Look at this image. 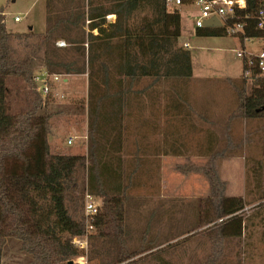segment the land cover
Masks as SVG:
<instances>
[{"label":"trees","instance_id":"16d2710c","mask_svg":"<svg viewBox=\"0 0 264 264\" xmlns=\"http://www.w3.org/2000/svg\"><path fill=\"white\" fill-rule=\"evenodd\" d=\"M44 1L42 32L7 31L0 12V264L7 239L18 242L25 255L22 264H66L83 253L70 239L85 231V219L79 214L85 192L100 199L92 218L94 233L88 235L86 260L97 259L98 264H174L170 253L179 242L171 241L179 226L175 227L170 215L172 205L168 210L157 205L155 208L162 211L141 214V226L135 234L126 226L129 188L142 185L138 169L148 161L135 153L124 155L123 127L127 99L141 91L147 93L146 89L161 78L173 80L175 98L188 100L186 80L192 67L189 53L178 44L181 15L167 11L165 0H86L85 5L83 0ZM245 3L229 21L242 24L233 35L241 43L257 38L264 50V0ZM107 14H114L115 19L106 24ZM194 33L227 34L224 27L197 28ZM58 38L68 44L56 46ZM14 42L22 45V52ZM253 60L248 65L245 59L241 77L232 81L233 117L264 122V71ZM37 63L42 68L36 70ZM41 70L87 75L84 152L51 146L48 133L54 97H43L36 90L34 76ZM11 77L32 89L24 105L13 113L6 104V82ZM140 78L149 80L142 90L133 87ZM177 105L175 111L187 110V115L194 111L191 106L181 111ZM262 126L264 129V123ZM208 135L211 141L202 155L212 154L214 159L212 144L218 136L214 131ZM260 145L264 158V139ZM254 162L257 210L264 209V179L260 159ZM177 167L197 169L207 179L209 192L199 200V225L221 219L217 228L220 236L236 239L239 245L244 199L223 193L224 181L213 167L198 168L191 162ZM261 237L264 240V227Z\"/></svg>","mask_w":264,"mask_h":264},{"label":"rangeland","instance_id":"374dc122","mask_svg":"<svg viewBox=\"0 0 264 264\" xmlns=\"http://www.w3.org/2000/svg\"><path fill=\"white\" fill-rule=\"evenodd\" d=\"M83 1L85 5L86 0ZM0 12L4 16L3 21L7 31L25 33L44 30L46 15L44 0H0ZM15 17H19V20L15 21ZM105 19L106 24L113 22L115 15L107 14ZM86 22L83 25L85 31L88 30ZM93 33L96 34L97 30L94 29ZM71 34L73 35V32ZM183 42L189 45L184 49L189 53L192 67V75L186 80L189 97L198 103L201 112L205 111L208 118L201 125L203 133L199 136H187V133H184L183 147L188 152L163 160L160 163L158 177L157 171L149 167V162L138 169L140 171L138 182L143 183L129 188L131 202L127 208L126 226L132 233H137L141 226L139 216L157 206L158 199L163 202L168 199V207L172 205L175 212L174 225L179 226L177 234L171 241L172 243L179 242L170 253L174 264H182L186 257L190 259L189 264H204L205 262L209 264L212 258L215 264H236V262L264 264V240L261 237V230L264 227V218L261 215L264 214V209L255 210L259 201L255 200L253 174L254 160L260 159L263 168L261 175L264 179V158L261 156L260 145L264 139L262 126L264 122L241 116L233 117L235 101L232 87V81H237L241 77L243 63L246 59L238 56V52L244 49L247 55H258L262 50L261 41L252 38L245 39L241 43L231 33L220 36L196 35L190 18L182 14L178 43L182 45ZM14 44L19 52H22V45L16 42ZM67 44L63 38L55 40L56 46L64 47ZM39 68H42V65L37 63L36 70ZM35 74L42 77L40 72ZM60 74L67 78L62 86L64 97L53 98L50 103L52 115L48 139L51 146L56 145L81 153L84 152L86 144L87 75ZM160 81L165 82L166 80L160 79ZM147 82V78H140L133 84L135 85L133 87L140 88ZM6 85L8 88L7 109L13 113L24 105V99L28 91L32 89L29 84L15 77L9 78ZM147 94L152 95L153 93L149 90L147 93H141L142 96L148 97ZM132 97L135 95L132 94ZM177 107H182L181 111H183L185 106L178 104ZM191 107L196 109L197 106ZM133 108L131 104L124 120L123 151L126 157L134 153V130L137 122H134ZM181 123H184V119ZM210 131H214L218 136V141L212 144L215 150L214 159L212 154L202 155L207 143L211 141L208 135ZM68 138H72L71 144H67ZM190 162L198 168L200 166L213 167L220 180L224 181L223 193L241 196L244 199L245 206L242 210L244 232L239 239V245L235 243L238 241L236 239L220 236L217 228L221 219L209 224L200 222L202 226L199 225L197 218V212L201 206L199 200L208 194L209 186L201 171L178 169L177 167L187 166ZM94 197L95 202L99 204L100 199L97 196ZM79 214L83 215L84 220L83 208L79 210ZM94 229L89 236L94 233ZM85 253L86 250H83V253L76 256L73 259L74 264H98L97 259L86 260ZM198 258L202 261H197ZM24 260L25 255L19 249L18 242L14 239H7L3 249L2 264H22Z\"/></svg>","mask_w":264,"mask_h":264},{"label":"crops","instance_id":"0c3cea01","mask_svg":"<svg viewBox=\"0 0 264 264\" xmlns=\"http://www.w3.org/2000/svg\"><path fill=\"white\" fill-rule=\"evenodd\" d=\"M159 80L154 81V83L146 89L151 91V93H153L152 95H148V97L144 95L142 96L141 93L145 92L141 91L139 92V95H135V97L132 98L129 97L127 99L128 106L124 108L125 120L127 113H129V106L132 104L134 107L132 115L134 116V122H137V124L135 123L136 128L134 130L135 140L133 152L141 157L143 161L149 162L151 170H155V172L157 171V177L160 175V163H162L163 160L168 159V157H175V152L183 154V152L188 151L183 147V143H185L183 139L185 136L184 133H187V136H199L203 133L201 125L206 122V118H208L205 111H203V113L201 112L198 103H196L194 99L192 100L189 97L185 102L183 99L174 97L173 80H166L165 82H159ZM145 85L146 84L143 86ZM143 86L137 89L142 90ZM134 88L136 89V87ZM186 88H188V85H186ZM175 103L185 106L186 109L193 105H196L197 107L194 109L193 113H188L187 115V110H184L183 112L175 111ZM182 119H184L183 124L181 123ZM188 132L192 133H189V135ZM167 200L163 202L158 199L157 205H162L165 207L164 209L168 210ZM155 207L156 206L149 211H146L145 214H156L162 211L161 209L157 210ZM166 210L164 218L167 217L168 211ZM174 213V210H170V215L174 216ZM198 259L199 260L197 261H202V259ZM183 262L189 264L190 259L186 257L185 260L182 261V264H184ZM204 264H206V262ZM209 264L211 263L209 262ZM213 264H215V262Z\"/></svg>","mask_w":264,"mask_h":264},{"label":"built area","instance_id":"2783aa9c","mask_svg":"<svg viewBox=\"0 0 264 264\" xmlns=\"http://www.w3.org/2000/svg\"><path fill=\"white\" fill-rule=\"evenodd\" d=\"M245 0H165V7L167 11H176L180 15L186 14L191 20V25L195 31L197 28L204 27H224L227 33L233 34L237 32L242 24L229 23L235 17V12L245 8ZM114 15V14H112ZM217 19L219 21L218 26H208L204 22L208 19ZM15 21L19 20V17L14 18ZM183 47H189L187 42H183ZM238 56L246 58L247 64L254 63L253 58L256 59V65L260 71H264V50L262 49L258 55H247L243 49L238 52ZM42 77L35 74L34 81L36 82V90L41 96H47L51 94L54 98L64 97L62 86L65 84L67 78L60 73H48L45 70L39 71ZM244 75H248V71L244 72ZM38 83H41L38 85ZM67 144L72 143V138L66 140ZM95 197L85 192L84 194V219H85V231L83 235L73 236L71 243L80 250H86L88 244V235L94 229L92 222L93 216L96 214L98 204L95 202Z\"/></svg>","mask_w":264,"mask_h":264},{"label":"water","instance_id":"95a60500","mask_svg":"<svg viewBox=\"0 0 264 264\" xmlns=\"http://www.w3.org/2000/svg\"><path fill=\"white\" fill-rule=\"evenodd\" d=\"M205 25H208V26H218L219 25V21L215 18L213 19H208L204 22ZM41 83H38V85H40ZM66 264H74L73 260H68L66 262Z\"/></svg>","mask_w":264,"mask_h":264}]
</instances>
